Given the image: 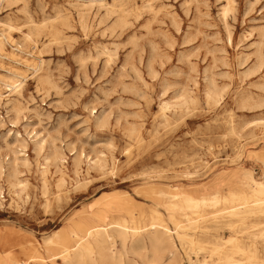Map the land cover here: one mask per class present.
<instances>
[{"label": "rangeland", "instance_id": "obj_1", "mask_svg": "<svg viewBox=\"0 0 264 264\" xmlns=\"http://www.w3.org/2000/svg\"><path fill=\"white\" fill-rule=\"evenodd\" d=\"M232 1L226 14L227 0L0 1V33L16 27L0 52V91L24 76L0 101V258L23 264L34 247L46 256L45 239L68 238L115 196L147 222L155 207L167 220L157 206L167 191L231 188L245 207L250 190L215 181L243 171L264 181V0ZM248 220L257 236L240 241L264 259V216ZM185 225L204 235L194 219ZM231 236L213 232L188 251L210 260Z\"/></svg>", "mask_w": 264, "mask_h": 264}, {"label": "bare ground", "instance_id": "obj_2", "mask_svg": "<svg viewBox=\"0 0 264 264\" xmlns=\"http://www.w3.org/2000/svg\"><path fill=\"white\" fill-rule=\"evenodd\" d=\"M95 1L100 6H107L104 0ZM231 2L233 1L227 0V5L224 6L226 8L223 10L224 14L228 12ZM14 29L16 27L9 23L4 29L7 34L0 33V52ZM34 33V29L30 28L25 35L26 40L35 42ZM32 69L37 72L41 66ZM19 74L20 72L14 73L11 77L14 80L5 84L9 94L0 91V101L21 89L23 82L21 79H24V76ZM165 108H167L166 105L163 109ZM14 110L20 113L22 109L15 105ZM100 167L104 168L102 165ZM47 170L46 167L43 171L44 178ZM60 172L58 188L66 183L64 172ZM230 180H235L236 187L251 191L250 200L245 202L244 208L239 207V204L233 205L230 195H235V193L231 188L229 189L230 195L221 191L200 196L185 194L182 191L174 193L167 191L163 193L165 196L161 197L164 200H159L157 203V206L165 211L167 220L159 208L154 206L155 208L150 210L152 216L147 222L145 220L147 211L143 207L135 213L131 209L132 200L127 195L115 196L107 203L104 200L105 203L87 220H84L86 222L83 225H76L74 222L75 225L69 231L68 238L64 239L62 233L55 231L44 241L47 255L43 256L39 249L34 247L23 264H60L56 261L57 259H61V264H183L184 258L189 264H264V259L258 255L255 241L248 247L240 241L241 238L257 236L255 231L261 224L258 222L248 224L247 221L251 217L264 216V181L257 180L250 171H243L234 175L233 179H218L215 184L218 183V187H232L233 185H229ZM16 184L18 187H24L21 181H17ZM150 190L156 194L153 187ZM209 207H222L223 210L220 213L217 210L210 213L208 212ZM105 214L112 217L111 221L104 218ZM234 215H238L236 220H232ZM94 219L96 220L93 221ZM190 219H194L204 235L187 234L185 221ZM225 230L238 236H231L229 239L219 238L220 241L213 244L210 260L206 258L201 260L197 256H192V253L188 251V248L191 249L194 246L202 247L205 237L211 236L213 232H224ZM259 231L264 238V227ZM54 243L60 247L57 253H54L52 249ZM11 259L13 264L22 262L16 257H11ZM0 264L8 263L0 258Z\"/></svg>", "mask_w": 264, "mask_h": 264}]
</instances>
